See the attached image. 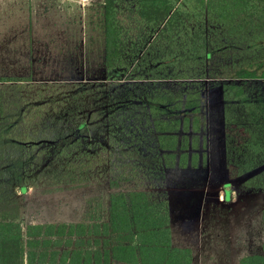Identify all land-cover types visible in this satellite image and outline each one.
<instances>
[{"label":"trees","instance_id":"16d2710c","mask_svg":"<svg viewBox=\"0 0 264 264\" xmlns=\"http://www.w3.org/2000/svg\"><path fill=\"white\" fill-rule=\"evenodd\" d=\"M101 29L97 78L0 76V264H192L168 178L200 174L203 196L217 131L216 186L264 195V0H103ZM101 180L103 213L21 223L29 188Z\"/></svg>","mask_w":264,"mask_h":264},{"label":"rangeland","instance_id":"374dc122","mask_svg":"<svg viewBox=\"0 0 264 264\" xmlns=\"http://www.w3.org/2000/svg\"><path fill=\"white\" fill-rule=\"evenodd\" d=\"M102 3L0 0V76H32L35 81L101 76ZM222 150V134L217 131L211 148V185L203 196L200 174L169 173L174 244L192 248L194 264H237L240 256L259 252L264 238V199L255 204L251 195H244L249 205H238L234 186L230 194L235 204L220 203L230 190L225 182L215 184L224 167ZM111 191L105 180L50 191L31 187L20 196V221L23 225L79 221L87 209L97 207L103 213Z\"/></svg>","mask_w":264,"mask_h":264},{"label":"flooded vegetation","instance_id":"af4514ba","mask_svg":"<svg viewBox=\"0 0 264 264\" xmlns=\"http://www.w3.org/2000/svg\"><path fill=\"white\" fill-rule=\"evenodd\" d=\"M226 185L227 186H224V187H226V189L228 188V189H231V188H234V185H235V181H233V180H227L226 182ZM228 183V184H227ZM225 185V184H224ZM235 190V189H234ZM230 192L231 191H226L225 193H224V197H223V199L224 200H226L227 201V203L228 202H230L231 201V194H230ZM235 192H236V197H237V204L238 205H242V206H245V207H247L248 205H249V203L248 202H244L245 200H244V198H243V196L244 195H247V196H250L251 195V198H252V202H254L255 204L256 203H260L259 201H261V200H263L264 199V195H261V196H256V194H251V193H247L246 191H237V188H236V190H235ZM228 197V198H227ZM253 197H255L256 199H253ZM264 207V206H263Z\"/></svg>","mask_w":264,"mask_h":264},{"label":"crops","instance_id":"0c3cea01","mask_svg":"<svg viewBox=\"0 0 264 264\" xmlns=\"http://www.w3.org/2000/svg\"><path fill=\"white\" fill-rule=\"evenodd\" d=\"M228 198V197H227ZM215 202L217 203V199L215 200ZM237 202V201H236ZM220 203H227V201L226 200H222V202H220ZM230 204H235V203H233V202H229ZM172 238H173V233H172ZM173 243H174V239H173ZM174 245H176V244H174ZM177 246H180V245H177ZM193 254H194V258H193V263L192 264H194V262H195V252L193 251ZM243 256V255H242ZM242 256H240V258L242 257ZM240 258L239 259H237V264H239V260H240ZM229 259H227V261H228ZM220 264H221V262H220ZM227 264H229V262H227Z\"/></svg>","mask_w":264,"mask_h":264}]
</instances>
